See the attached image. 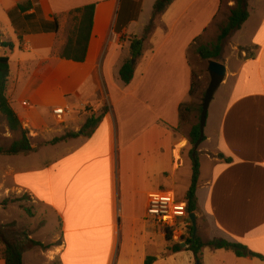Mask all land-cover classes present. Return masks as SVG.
I'll list each match as a JSON object with an SVG mask.
<instances>
[{"label": "crops", "instance_id": "crops-1", "mask_svg": "<svg viewBox=\"0 0 264 264\" xmlns=\"http://www.w3.org/2000/svg\"><path fill=\"white\" fill-rule=\"evenodd\" d=\"M155 1L0 0L2 41L13 44L11 52L0 55L9 59L7 98L22 128L33 139L40 133L59 138L66 131L79 133L89 116L107 110L89 138L47 146L63 150L40 169L9 170L11 187L5 178L0 182L1 197L25 194L58 221L52 245L36 251L32 261L195 264L190 252H168L165 234L170 232L151 221L146 209L151 195L168 193L184 212L192 172L182 174L189 160V128L185 133L180 127L178 108L191 99L190 53L222 9L227 18L234 0H175L154 18ZM24 4L27 9L19 11ZM89 6L94 10L84 62L60 59L58 52L68 44L85 42L76 30L88 17L70 14ZM232 37L229 55L217 60L225 75L208 106L205 140L197 150L206 168L204 174L199 168L197 215L205 221L204 241L239 244L261 259L204 247L201 260L264 264V0L248 1V19ZM131 38L143 39V55L131 83L124 85L118 73L130 59ZM15 42L24 57L12 71L8 55ZM59 108L68 112L60 119L52 115ZM74 110L84 123L72 125ZM30 155L6 158L26 161ZM182 220L176 221L173 242L183 232ZM31 252L22 256V264Z\"/></svg>", "mask_w": 264, "mask_h": 264}, {"label": "trees", "instance_id": "trees-1", "mask_svg": "<svg viewBox=\"0 0 264 264\" xmlns=\"http://www.w3.org/2000/svg\"><path fill=\"white\" fill-rule=\"evenodd\" d=\"M175 0H156L153 5V17L161 16L168 7ZM248 1L249 0H234V6L230 8L226 22L219 28V35L216 41L209 46L198 45L195 47L196 55L202 60L206 61H217L222 53L223 46L228 40V38L238 31L241 26L248 19ZM27 5V4H26ZM24 5L17 6L19 11H25L27 8ZM29 7V5H28ZM94 6H89L81 10H76L71 13L78 14L81 13L83 17L85 15L88 17V23L85 25L82 21L80 28H78L77 35L84 36L85 42L83 44L77 43L75 46L73 44H68L62 50H60L57 56L60 59H66L74 63H83L86 53V38H88L91 30V19L93 15ZM57 30V26L55 25ZM150 29L145 30L144 39L149 35ZM1 49L11 52L13 49V44L10 42H3L2 35L0 34ZM143 55V39L131 38L130 39V59L125 61L119 69L118 77L119 80L124 85H129L133 79L134 67L136 61L141 59ZM72 56V58H70ZM132 61L134 63H132ZM8 76H9V59L7 56L0 57V115L4 118L7 127L11 133L18 134L19 139L13 142L7 148H0V156L2 157H13V156H26L32 154L35 151L33 148L30 138L28 137V130L22 128L16 114L12 110L8 98ZM195 73H192V83L189 91V97L192 98L197 90ZM210 81V80H209ZM207 89V88H206ZM206 91V90H205ZM205 91L201 93V102L197 106H192L189 104H181L178 108V119L180 127H189L188 130V143L190 145V150L188 157L192 163V177L191 183L187 192L184 196L185 205V217L183 218L184 227L181 236L177 239L178 242H173L172 235L170 233L165 234V241L168 244V252L171 254L180 253L182 251L190 252L193 255L195 264H202V254L201 250L204 247H208L213 250H225L232 252L238 258H258L261 257L251 254L248 250L239 244H231L221 239H214L211 241H202L195 235L192 239V226L189 220V215L199 214L195 191L198 182L199 175V164H198V147L204 142V129L201 130L200 127V117L202 112V101L205 95ZM107 110L103 109L100 114H92L86 119L85 124L79 133L66 132L62 137L53 139L50 142L43 143L40 146H54L60 143L68 142L72 139L78 138L80 136L89 138L95 131L96 127L101 122L103 116L106 114ZM195 115V123L190 124V118ZM207 117V115H206ZM186 125V126H185ZM20 203V200H5L2 202V207L7 208L9 204ZM26 214L31 216L29 209L19 206ZM18 227L15 222L1 225L0 224V258L3 260L4 264H22V256L27 251L39 248L46 249L41 243L29 239L27 234H22L17 230ZM18 231V232H17ZM185 245V248H181V245ZM146 264L149 262L146 261Z\"/></svg>", "mask_w": 264, "mask_h": 264}, {"label": "rangeland", "instance_id": "rangeland-1", "mask_svg": "<svg viewBox=\"0 0 264 264\" xmlns=\"http://www.w3.org/2000/svg\"><path fill=\"white\" fill-rule=\"evenodd\" d=\"M223 12H226V10L222 9V12H220L219 17L216 19V22H214V24H212L208 28V31L206 32V35L204 37V41L199 42L198 45L209 46L216 41V38L219 35V28L226 22V18L225 19L223 18V14H224ZM225 17L227 16L225 15ZM221 21H224V22L221 23ZM232 35L228 38V40H226L223 46L221 54L224 57H227L230 53V47H231V42L233 38ZM15 45H16V50L14 51V53L8 55L10 58L12 71H14L17 68L15 65V61H17L18 58L24 57L22 52L17 48L18 47L17 42H15ZM195 49L196 48H194L192 52L190 53L191 54L190 63L194 69V73L197 78L196 79V83H197L196 93L188 102V104L192 106H197L201 102V93L206 90L209 84V75L207 72L208 63L206 61H202L201 59L196 58ZM3 52L5 55L7 51L4 49H0V55H3L2 54ZM215 99L216 100L219 99V93L217 92L215 95ZM84 112L88 113V109H86ZM89 114L90 113H88V115ZM194 116L195 115L191 116L189 125H192L196 122ZM71 119H73L72 125H78V124L84 123L85 117L80 118V114L76 112V110H74L73 115L71 116ZM58 122L60 123L61 121L58 120ZM188 128H189L188 126L184 127L183 132L187 133L186 131L188 130ZM66 132H71V131H66ZM66 132H64L63 135ZM55 136L56 135H53L51 133L50 134L40 133L38 137H35V139H33V135L29 133L28 137L31 140L33 148H35V151L28 157L26 161L23 159L16 160V159H10L6 157H0V182L3 178H5L6 187L9 188L13 184V178H11V176L7 177L9 170H11L13 173L20 174V173H24V171L27 170L28 168L40 169L44 162L48 160H52L55 157H57L58 154L61 153L63 148H59V147L51 148L47 146H40L43 143H47V141L48 142H50V140L52 141ZM18 139H19V135L11 133L9 131L4 118L0 115V148H7L13 142L17 141ZM189 160L186 161L185 170L184 172H182L183 175L185 172L187 173H189V171L192 172V163ZM198 163H199V168L200 167L202 168V173L204 174L206 168L205 166H203L202 159L199 158ZM183 187L184 186H181L179 184L177 188V192H176L178 197L183 196L182 195ZM6 196L7 197L0 196L1 197L0 198V221L7 222V223L4 222L5 224L3 223L1 225H7V224L15 222L18 227L17 230L19 231V233L21 232L22 234H27L29 237L32 235V238H33L32 240L39 242V243L40 242L45 243L46 245H43V246L46 249H48L52 245L51 243L49 244V242L53 240V237H55L56 233H59L58 221L55 215L51 212V210L41 205L39 206L34 205L32 201L30 200V198L25 194L24 195L23 194H9ZM5 200H20V203L9 204L7 208L4 209V207H2L1 204ZM19 206H23V208L29 209L31 212V216L26 214L23 210H21ZM204 225H205L204 219L199 218V216L196 215V228H197L196 235L202 241L205 240V236L203 232V228L205 227ZM33 250H30L32 252L29 253V255L25 257V264H40L36 262V260L32 261V257L35 256L36 251L38 250L45 251V249L43 250V249L36 248ZM30 251H27V252H30Z\"/></svg>", "mask_w": 264, "mask_h": 264}, {"label": "built area", "instance_id": "built-area-1", "mask_svg": "<svg viewBox=\"0 0 264 264\" xmlns=\"http://www.w3.org/2000/svg\"><path fill=\"white\" fill-rule=\"evenodd\" d=\"M22 106L25 107L26 103H22ZM67 113L68 112L62 108L52 111V115L58 119L65 116ZM146 215L151 221L167 228L173 236L177 231L176 221L180 218L183 219L186 215L185 205L183 212L182 206L177 204L170 194H153L148 198Z\"/></svg>", "mask_w": 264, "mask_h": 264}, {"label": "water", "instance_id": "water-1", "mask_svg": "<svg viewBox=\"0 0 264 264\" xmlns=\"http://www.w3.org/2000/svg\"><path fill=\"white\" fill-rule=\"evenodd\" d=\"M132 63H134L132 61ZM207 72L209 75V84L208 87L205 91V95L202 101V112H201V117H200V127L201 130L204 129L205 126V122H206V115H207V110H208V106L213 98V95L215 93V91L218 89V87L220 86V84L223 81L224 75H225V67L223 65H221L219 62L217 61H209L208 62V67H207ZM80 134V132H79ZM189 220L191 222V226H192V239L195 238L196 235V217L194 214L189 215ZM181 248H185V245H181ZM198 264V263H196Z\"/></svg>", "mask_w": 264, "mask_h": 264}]
</instances>
